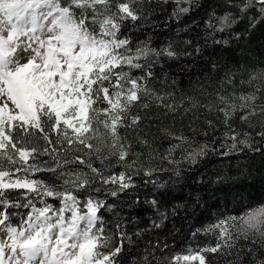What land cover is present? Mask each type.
I'll return each instance as SVG.
<instances>
[{"label": "snow or ice", "instance_id": "6c2138e0", "mask_svg": "<svg viewBox=\"0 0 264 264\" xmlns=\"http://www.w3.org/2000/svg\"><path fill=\"white\" fill-rule=\"evenodd\" d=\"M0 264H264V0H0Z\"/></svg>", "mask_w": 264, "mask_h": 264}, {"label": "trees", "instance_id": "16d2710c", "mask_svg": "<svg viewBox=\"0 0 264 264\" xmlns=\"http://www.w3.org/2000/svg\"><path fill=\"white\" fill-rule=\"evenodd\" d=\"M259 35V34H258ZM259 188H257V189H254L253 190V195H258L259 194ZM209 195H211V193H209ZM217 195H220V196H222V193H218Z\"/></svg>", "mask_w": 264, "mask_h": 264}]
</instances>
